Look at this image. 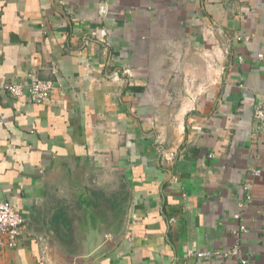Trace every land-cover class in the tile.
Masks as SVG:
<instances>
[{"label": "crops", "instance_id": "crops-1", "mask_svg": "<svg viewBox=\"0 0 264 264\" xmlns=\"http://www.w3.org/2000/svg\"><path fill=\"white\" fill-rule=\"evenodd\" d=\"M263 50L264 0H0V264H264Z\"/></svg>", "mask_w": 264, "mask_h": 264}, {"label": "built area", "instance_id": "built-area-1", "mask_svg": "<svg viewBox=\"0 0 264 264\" xmlns=\"http://www.w3.org/2000/svg\"><path fill=\"white\" fill-rule=\"evenodd\" d=\"M102 13L106 10L102 9ZM257 58L264 60V50L257 54ZM242 61V58H240ZM241 87H243L241 85ZM59 88L58 83L54 81H44L40 79L35 73L29 75V80L26 83L10 84L6 87L7 93L14 98H21L27 96L29 101L34 104H43L48 97ZM254 118L257 123L258 132H264V100L262 104L256 108ZM174 154L171 155V158ZM260 171L253 173L254 176H259ZM248 189V188H246ZM248 201L251 199L247 198ZM236 221L242 219L241 214L234 215ZM25 230V219L14 206L8 201H0V254L5 249H15L20 241ZM248 233V228L245 224L240 223L238 228L234 231L237 238H242ZM191 254H193L191 252ZM198 258L206 256H215L224 261L235 260L241 258L242 252L239 245L233 246L229 249H220L215 251H204L196 254ZM246 264V260H242Z\"/></svg>", "mask_w": 264, "mask_h": 264}, {"label": "rangeland", "instance_id": "rangeland-1", "mask_svg": "<svg viewBox=\"0 0 264 264\" xmlns=\"http://www.w3.org/2000/svg\"><path fill=\"white\" fill-rule=\"evenodd\" d=\"M207 82H208V79H207ZM206 84V82L203 83V86Z\"/></svg>", "mask_w": 264, "mask_h": 264}]
</instances>
